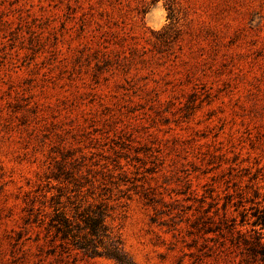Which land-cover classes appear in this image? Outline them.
Listing matches in <instances>:
<instances>
[{
  "label": "rangeland",
  "instance_id": "374dc122",
  "mask_svg": "<svg viewBox=\"0 0 264 264\" xmlns=\"http://www.w3.org/2000/svg\"><path fill=\"white\" fill-rule=\"evenodd\" d=\"M61 162L135 264H236L187 230L264 177V0H0V264H57L24 218Z\"/></svg>",
  "mask_w": 264,
  "mask_h": 264
},
{
  "label": "trees",
  "instance_id": "16d2710c",
  "mask_svg": "<svg viewBox=\"0 0 264 264\" xmlns=\"http://www.w3.org/2000/svg\"><path fill=\"white\" fill-rule=\"evenodd\" d=\"M80 170L78 164L69 169L65 162L57 164L46 177L47 190L38 189L28 197L24 228L37 229L34 242L49 245L47 255L57 264L95 258L135 264L110 225L118 183L109 181L108 187L103 178L91 175V169H85L86 175H79ZM263 178L250 177L244 186L235 182L232 192L227 187L222 196L211 191L210 201L203 199L195 209L188 236L211 242L208 251L225 253L236 264H264Z\"/></svg>",
  "mask_w": 264,
  "mask_h": 264
}]
</instances>
